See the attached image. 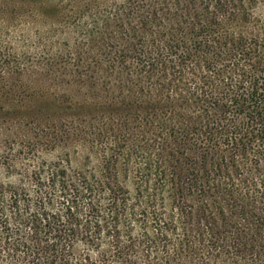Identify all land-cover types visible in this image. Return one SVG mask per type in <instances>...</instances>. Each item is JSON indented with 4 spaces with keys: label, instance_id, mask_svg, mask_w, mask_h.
I'll use <instances>...</instances> for the list:
<instances>
[{
    "label": "rangeland",
    "instance_id": "1",
    "mask_svg": "<svg viewBox=\"0 0 264 264\" xmlns=\"http://www.w3.org/2000/svg\"><path fill=\"white\" fill-rule=\"evenodd\" d=\"M226 3L228 6L223 0H0V181L22 185L34 200L39 196V185L33 180V171L42 169L41 186L52 193L45 206L61 212L56 189L48 184V169L55 161L63 159V165L104 179L106 161L113 159L111 172L116 169L123 175L121 167L132 148L129 142L137 133L144 136L139 139L142 145L155 153L175 151L180 146L182 152L186 149L189 156L200 161V147L208 149V145V164L222 154L228 159L229 147L211 145L212 130L209 126L204 132L203 127L223 109L232 108L231 117L235 107L228 101L227 107L220 106L224 103L222 85L210 97L195 98L192 93L200 92L198 83L207 60L201 50L205 49H192L182 72L176 67L166 72L164 67L168 36L179 38L181 29L188 32L196 12L205 8L216 14L218 36L244 37L250 48L258 41L260 52H264V0H244L249 18ZM219 7L227 11H219ZM153 60L157 65L151 68L149 62ZM173 61L178 65L177 57ZM214 64L220 66L223 61ZM233 114L236 122L242 121L238 111ZM230 124L225 123L227 129ZM173 130L175 138L170 134ZM106 132L114 143L126 141L116 161L113 148L99 137ZM221 140L218 137L216 141ZM257 143L246 154H237L240 165L249 167L256 156L263 159ZM133 175L130 171L127 179L122 178L128 198L137 189ZM5 197L8 199V192ZM24 199L17 207L25 210ZM185 199L196 207L206 198L186 194ZM30 206L35 210L40 203L30 202ZM11 209L6 206L4 213L12 225ZM125 223L123 219L120 228ZM236 223L243 226L241 220ZM6 225H0V264H49L43 244L29 228H24L22 235L35 258L13 251L5 241ZM132 228L135 236L130 247V238L124 234L116 244L114 233L105 234L101 248L82 243L74 247L68 264H89L83 260L87 253L92 264H255L249 254L234 258L220 251L214 256L215 250L206 249L208 244L197 243H209V235L200 241L190 236L193 250L176 248L174 237L170 242L164 240L168 242L165 245L158 241L154 254L149 255L134 217ZM226 239L230 241L232 233ZM163 247L168 250V262L163 260ZM101 250L118 256L101 259Z\"/></svg>",
    "mask_w": 264,
    "mask_h": 264
},
{
    "label": "trees",
    "instance_id": "2",
    "mask_svg": "<svg viewBox=\"0 0 264 264\" xmlns=\"http://www.w3.org/2000/svg\"><path fill=\"white\" fill-rule=\"evenodd\" d=\"M223 1L226 6H228L226 2L232 3L233 7L236 6L243 18H249L250 13L244 5V0ZM218 10L227 11L222 7ZM215 15L214 11L206 8L198 10L193 22L188 26V32L181 29L179 38L168 36V53L164 67L166 72L174 71L175 67L182 72L192 57V49L195 51L197 49L195 47L199 46L205 49L201 50L207 56V60L203 67L202 80L198 83L201 85L200 92L192 93L195 98L202 95L210 97L213 96L215 89L222 85L221 98L224 103L220 106L227 107L228 101L236 109L232 110L231 117L229 113L232 108L223 109L221 114L203 127V131H207L206 128L210 126L209 130L212 131L209 135L213 136L211 145L221 143L223 147H229L231 156L225 160L222 154L208 164L206 157L211 148L208 145H206L208 149L200 147L202 148L200 161H195L189 156L186 149L182 152L183 148L180 146L175 151L167 149L166 152L155 153L142 145L139 139L144 136L136 132L137 135L129 142L132 148L126 152L127 161L123 163L124 167H121L123 175L120 173L119 175L116 169L111 172L114 169L111 165L114 163L113 159L106 161L104 179L96 178L85 169L63 165L65 162L63 159L55 161V165L48 169L50 174L48 184L56 189L61 212L49 211L45 206L46 200L50 201L49 194L52 193H46L43 190L45 186H41L42 169L33 171L35 174L33 180L39 185L36 190L39 196L36 195L34 200L22 185L12 181H0V225L8 224L6 225L8 227H4L7 230L5 241L13 251L28 256L30 254L31 258L36 256L35 252L29 253L28 240L22 235L24 228H29L39 244H43L49 264L57 261L68 264L72 249L80 243L88 247L101 248L105 234L114 233L116 238L114 244L118 242L120 235L124 234L130 238L128 242L130 247L135 236L132 228L134 217L141 228L139 234L144 239L142 245L146 246L149 255L154 254L160 244L158 241L165 245L174 237L173 245L176 248L193 250L189 242L190 236L200 241L204 239V235H209V243H197L208 244L206 249L215 250L214 256L217 257L220 251L231 253L234 258L249 254L255 264H262L264 52H260L258 41L253 43L255 48L253 46L250 48L247 47V39L244 37L218 36L215 32L217 21ZM131 46L135 47L134 44ZM140 46H143L142 43ZM159 49L160 46L157 50ZM176 57L178 65L173 61ZM221 60L222 65L214 64L215 61ZM149 64L151 68L157 65L154 60ZM212 102L219 103L214 99ZM236 111L243 116L241 122L234 119L233 113ZM227 121L231 123L229 129L225 126ZM170 134L175 138V130ZM99 137L103 143L106 141L109 149L113 148L112 155L116 161L126 141L122 139L118 143L112 142L109 132L99 134ZM214 137H217L216 140L222 137V140L216 141ZM254 143L258 144L257 150L263 159L256 156L249 167L240 165L237 154H246L247 149ZM222 148L219 150L223 151ZM178 153L183 156H178ZM130 171L134 172L137 189L128 198L129 191L122 178H126V173ZM5 192L9 193L8 199ZM186 194H195L206 199L193 207L189 200L185 199ZM24 196L25 210L17 207V203ZM30 202L40 203L39 208L33 210ZM8 205L12 206V220L15 222L12 225L8 223V214L4 213ZM215 213H218V217ZM123 219L126 223L120 228ZM236 220H241L243 226H238ZM230 233L232 239L227 242L226 238ZM155 234L158 237L153 238ZM166 239L168 242L164 243ZM162 251L163 260L168 262V250L163 247ZM100 253L101 259L104 260L110 255L112 258L118 256L116 253L109 255L102 250ZM83 260L89 264L93 263L89 253Z\"/></svg>",
    "mask_w": 264,
    "mask_h": 264
}]
</instances>
